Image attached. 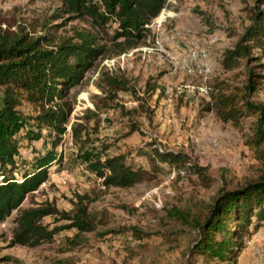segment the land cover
I'll return each instance as SVG.
<instances>
[{"label":"rangeland","instance_id":"1","mask_svg":"<svg viewBox=\"0 0 264 264\" xmlns=\"http://www.w3.org/2000/svg\"><path fill=\"white\" fill-rule=\"evenodd\" d=\"M253 3L166 0L160 14L168 17L161 21L159 15V23L152 20L144 39L127 47L112 40L116 28L112 22L99 31L84 18L63 13L56 17L60 6L56 0H0L1 30L22 29L29 38L44 36L50 41L45 47L62 40L77 43L79 35L89 34L103 50L59 101L67 105V122L53 149L54 160L47 165V180L19 207L53 206L57 215L43 218L41 224L58 231L36 247L11 245L13 211L0 224V264H201L189 253L197 231L168 213L174 208L188 214L189 221L202 218L221 188L232 189L264 172V146L252 145L256 114L244 109V100H238L243 116L235 125L205 111L209 94L242 97L248 69L258 77L247 101L263 100V54L254 50L258 61H240L232 70L220 65L222 53L248 24L246 9ZM193 44L197 48L191 59ZM142 48L150 52L142 53ZM203 84L209 87L206 96L196 91ZM15 110L26 128L41 138L27 140L24 130L15 135L19 156L13 177L19 180L30 171L36 154L50 150L48 135L53 132L36 128L37 105L21 99ZM154 150L180 153L187 163H160L152 157ZM83 152L100 160L123 155L153 178L125 189L104 188L79 157ZM192 164L203 170L202 178L193 174ZM78 196L89 201L86 208L94 214V230L76 235L65 228L70 221L61 220V214L73 216ZM240 242L236 264H257L253 248L264 250V227L248 226Z\"/></svg>","mask_w":264,"mask_h":264},{"label":"trees","instance_id":"2","mask_svg":"<svg viewBox=\"0 0 264 264\" xmlns=\"http://www.w3.org/2000/svg\"><path fill=\"white\" fill-rule=\"evenodd\" d=\"M58 13L86 19L96 30L102 31L109 23L116 28L112 40L132 47L144 39L146 26L156 20L166 0H56ZM248 24L243 28L233 46L222 53L220 65L224 70L258 61L253 55L258 50L264 55V0H254L246 9ZM50 41L44 36L29 38L22 29L16 32L0 29V224L15 211L10 232L11 245L36 247L52 239L57 228L41 224L45 217L57 215L56 209L44 204L19 209L26 195L36 191L47 180V165L54 160L53 149L64 132L68 108L64 102L71 87L78 84L92 62L103 53L89 34L79 35L77 43L62 40L53 47H45ZM260 65V64H259ZM263 67V66H261ZM263 69V68H262ZM258 75L247 70L242 97L236 94H209L210 102L205 111L212 112L221 122L236 124L243 116L238 100L243 99L244 109L256 114L253 142L254 149L264 146V97L260 104H252L247 98L254 92ZM264 78V77H263ZM112 85L125 89L123 84L109 80ZM209 93V92H208ZM24 99L37 105L38 114L33 118L36 128L51 129L50 150L36 154L30 171L23 172L19 180L13 177L19 156L15 135L24 130L27 140L39 141L38 132L27 129L15 107ZM58 101V102H56ZM52 106V107H51ZM76 139V136H75ZM79 157L87 163V169L101 180L104 188L125 189L150 181L153 174L139 166L129 164L123 155L92 158L89 152ZM152 157L160 163L183 165L187 158L180 153L153 151ZM192 172L202 178L203 170L192 164ZM86 200V201H85ZM85 196L76 197L74 214L69 219L61 214V220L70 223L66 229L77 234L94 230V214L87 211ZM169 217L191 225L197 232L189 253L197 256L201 264H236L241 249L242 233L248 226L252 230L264 227V172L255 180L246 181L232 189L221 188L202 218L190 216L172 208ZM187 215V220H186ZM63 229V228H61ZM75 237V236H74Z\"/></svg>","mask_w":264,"mask_h":264},{"label":"built area","instance_id":"3","mask_svg":"<svg viewBox=\"0 0 264 264\" xmlns=\"http://www.w3.org/2000/svg\"><path fill=\"white\" fill-rule=\"evenodd\" d=\"M155 45L159 46V42L155 41ZM196 48H197V46L193 44V47L191 48V54H190L191 59L194 58ZM141 51H142V53H149L150 49L142 48ZM196 91L199 95L206 96L208 91H209V87L206 84H203V85L197 87ZM253 255H254V261L257 264H264V250H259L258 248H253Z\"/></svg>","mask_w":264,"mask_h":264},{"label":"bare ground","instance_id":"4","mask_svg":"<svg viewBox=\"0 0 264 264\" xmlns=\"http://www.w3.org/2000/svg\"><path fill=\"white\" fill-rule=\"evenodd\" d=\"M166 17H168L167 14L162 13L159 18H161V21H163ZM155 22L159 23V20L158 21L156 20Z\"/></svg>","mask_w":264,"mask_h":264}]
</instances>
